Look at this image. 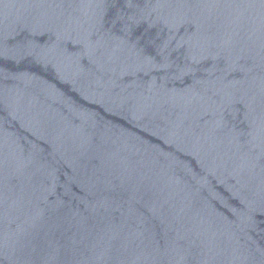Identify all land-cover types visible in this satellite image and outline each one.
<instances>
[{
	"label": "water",
	"instance_id": "water-1",
	"mask_svg": "<svg viewBox=\"0 0 264 264\" xmlns=\"http://www.w3.org/2000/svg\"><path fill=\"white\" fill-rule=\"evenodd\" d=\"M0 264H264V0H0Z\"/></svg>",
	"mask_w": 264,
	"mask_h": 264
}]
</instances>
